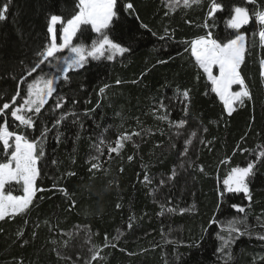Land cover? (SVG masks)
Masks as SVG:
<instances>
[{
    "label": "trees",
    "instance_id": "trees-1",
    "mask_svg": "<svg viewBox=\"0 0 264 264\" xmlns=\"http://www.w3.org/2000/svg\"><path fill=\"white\" fill-rule=\"evenodd\" d=\"M217 2L223 10L210 18L211 0L190 9L180 5L174 12L167 0H117V17L106 31L129 51L113 60L89 59L68 81L61 80L35 129L13 123L6 113L10 130L29 140H39L45 125L49 131L38 161L35 186L40 190L32 205L0 220V264H85L93 246L99 257L91 264H225L217 234L227 235L226 223L209 221L243 219L233 204L245 208L251 234L235 239L229 264H264V240L257 238L264 234V162L249 177L251 202L244 193H228L224 185L231 169L247 166L256 158L257 145H264V48L257 36L246 52L241 72L252 99L243 106L237 103L229 115L190 45L209 32L221 42L233 38L236 30L227 26L232 9L246 6L251 15L256 6L247 0ZM6 3L7 18L0 21V105L11 101L24 66L51 41L50 17L66 21L78 11V0H0V8ZM128 3L132 9L126 8ZM257 5L264 10V0ZM258 29L253 16L239 32L251 44ZM56 33L60 43V28ZM81 33L73 43L88 44L97 36L87 25ZM25 89L20 87L22 97ZM60 97L67 103L53 110L50 106ZM161 102L171 124L158 119L165 114ZM21 103L18 99L17 105ZM65 111L73 115L58 133L52 123ZM179 120L187 121L183 128L176 126ZM191 131L197 136L185 155ZM119 134L132 135V140L109 155L107 145L115 147ZM101 140L105 148L98 153ZM8 158L0 151V162ZM6 191L23 194L14 182ZM181 209L186 211L181 214Z\"/></svg>",
    "mask_w": 264,
    "mask_h": 264
},
{
    "label": "snow or ice",
    "instance_id": "snow-or-ice-1",
    "mask_svg": "<svg viewBox=\"0 0 264 264\" xmlns=\"http://www.w3.org/2000/svg\"><path fill=\"white\" fill-rule=\"evenodd\" d=\"M200 3L201 0H172L168 4V8L169 11L174 12L176 7L181 4L185 9H190L193 5L198 6ZM247 3L256 6L251 15L248 7L235 6L232 9L234 14L227 21V26L236 30L237 34L233 38H228L226 42H221L218 38H213L211 32H209L205 36L191 41L190 45L191 54L195 58L197 65L207 74L212 84V91L219 96L229 115L235 111V104L238 103L243 106L246 100L250 101L252 99L250 89L241 72L246 52L249 47L255 45L257 36L260 47L264 48V10L257 5V0H247ZM116 4L117 0H78V11L66 21L61 16H51L48 28V32L52 33L51 41L37 53V58L30 65L24 66L23 74L17 82V91L11 97V101L0 105V118H4L6 113H8L13 118V123L19 122V125L24 126L26 129H35L36 119H42V110L48 105L53 95L58 92L61 80L68 81L70 78L69 74L84 68L89 59L99 60L106 58L113 60L116 55H123L128 52V48L114 42L106 31L113 19L117 17ZM126 8L132 9L133 5L128 3ZM222 10L223 6L217 0H211L208 17H214L218 11ZM7 12L8 4L6 3L0 8V21L7 18ZM253 16L258 22L259 29L252 34L253 41L250 44L248 36L240 33L239 29L249 24ZM57 23L63 25L62 42L60 43L57 42L53 27ZM85 25L90 26L91 30L97 34L96 38L92 39L88 44L81 40H76L73 43L77 34L81 33L82 26ZM144 27H147V25H144ZM205 27H207V24H205ZM165 34H168L167 29H165ZM160 39H164V37L161 36ZM260 64L262 69L261 77L264 78V59H261ZM46 68L49 71H45ZM214 68H218V75L213 73ZM34 73L37 75L33 77ZM28 77H33V79L29 81ZM13 78L15 79L16 77ZM23 85H26V89L22 97L20 87ZM234 85H239L240 90L233 91ZM183 96L187 98L188 91H184ZM18 99L22 100L19 105H17ZM65 103H67L66 98L60 97L55 101L54 106L50 107L53 110H58L63 108ZM160 108L164 109L165 114L158 116V119L168 121L167 110L163 102L160 103ZM8 110H10V113ZM69 115L73 114L65 111L54 119L52 127L57 129L58 133L59 126L63 124ZM168 123L171 124V121H168ZM186 123L187 121L185 120H179L176 122V126L183 128ZM48 131L49 129L45 125L39 140H29L26 135L11 131L6 118L0 119V151L10 157L5 162H0V220H4L6 216L14 217L15 215L23 214L32 205L36 192L40 190L35 186L39 175L37 164L44 154L43 144L47 139ZM204 131L206 132L207 129L205 128ZM135 135H139V133H135ZM196 136V131H191L188 134V138L185 139V147L183 149L185 155ZM58 138L59 136H57V140ZM126 140L131 141L132 135L119 134L115 141V147L108 143L107 152L109 155L119 153L120 149L124 147V141ZM200 142L203 143V141ZM104 148L105 142L101 140L97 147V152L102 153ZM257 150L255 159L250 161L245 167L232 168L230 174L224 180L228 193H244L249 202L252 200L249 177L254 175L257 163L264 162V145H257ZM243 151H247V149ZM131 159L132 157H129V160ZM91 167L96 168L97 164H92ZM200 170L203 171V166H200ZM172 178H175V170H173ZM144 179L148 181L147 176ZM13 182L22 186V195H13L11 191H6V185ZM160 183L163 184L164 181L161 180ZM220 195L223 197L224 193H220ZM117 207H120V205L117 204ZM231 207L244 214V218L233 217L227 222L217 221L213 218L209 221V225L226 223L223 230L227 232V235L221 236L219 233L217 234V238L222 241L217 251L225 254V264H229L232 259L231 245L235 242V239L241 235L251 234L247 226L245 208L237 204H233ZM167 211L174 212L175 209H167ZM180 211L182 214L186 210L181 209ZM241 225H243V228L240 227ZM131 227L130 223L129 228ZM18 235H22V233H18ZM257 238L264 240V234H257ZM24 243H27V241H24ZM167 243L179 244L181 242L168 240ZM105 246H107V243ZM225 249L228 250L227 253H225ZM89 251L91 256L85 264H91V261H95L99 257L97 246H93ZM57 255L60 256V253L58 252Z\"/></svg>",
    "mask_w": 264,
    "mask_h": 264
},
{
    "label": "rangeland",
    "instance_id": "rangeland-1",
    "mask_svg": "<svg viewBox=\"0 0 264 264\" xmlns=\"http://www.w3.org/2000/svg\"><path fill=\"white\" fill-rule=\"evenodd\" d=\"M171 2H172V0H167V6H168V4L171 3ZM181 5H182V4H181ZM53 27H54L55 33H56V29H57V28H60V31H61V36H60V38H61V42H62V29H63V25L60 24V23H57V24L54 25ZM56 34H57V33H56ZM56 36H57V35H56ZM51 37H52V33H51ZM213 73L216 74V75H218V68H214V69H213ZM232 90H233V91H238V90H240V86H239V85H234ZM235 105H236V104H235ZM235 105H234V107H235ZM37 167H38V164H37Z\"/></svg>",
    "mask_w": 264,
    "mask_h": 264
}]
</instances>
